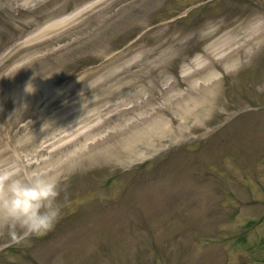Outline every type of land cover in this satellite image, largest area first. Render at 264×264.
<instances>
[{
  "label": "rangeland",
  "instance_id": "obj_1",
  "mask_svg": "<svg viewBox=\"0 0 264 264\" xmlns=\"http://www.w3.org/2000/svg\"><path fill=\"white\" fill-rule=\"evenodd\" d=\"M63 1H67L64 10L57 14L48 13L50 9ZM88 1L51 0L39 9L27 11L20 8V14L9 19V21L4 19L7 17L8 9L0 8V78H2L0 98L9 97L13 101L20 90L24 88L18 84L35 82V78L39 79L42 75L49 74L50 69L55 70L54 64L58 61L63 64L68 63L63 71L65 72L63 81L66 78L69 80L71 77L77 76L79 73L77 67L80 65L84 67L87 63L92 64V67L87 68L86 71L98 66L105 67V70L97 72V74H101L99 78L104 79V81L98 86L96 94L117 91L118 97L112 102L109 110L118 109V105H124L125 102L131 101L128 88H122V82L128 81L124 78H128L126 75L129 72L134 75H139L138 73L147 75L149 70L164 59L168 60L167 63H171L170 66L174 70L173 75H170L171 78L175 76L181 84L178 91H185L190 81H184L180 75L190 62L184 60L183 57L186 55H190L192 58L201 56L208 48L207 45L215 41L216 38L206 39L203 37V42L199 46L195 42L194 45L187 47L182 45L185 40L184 33H192L191 30L198 28L203 22L206 23L205 27L220 23L225 26V29H231L235 27V24H240L237 19L233 20L236 17L233 16L239 12L231 0H213L209 3L210 7L208 5H206L208 8L200 6L201 8L198 7V9L196 7L195 11L188 16L184 15V6L199 0H103L90 13L80 15L72 23L46 32L43 36L40 35L30 41H25L27 38L23 40L24 37L37 30L40 24H47ZM226 11L228 14L234 13L232 19L228 14L226 15ZM41 14L44 18L38 21L37 17ZM152 26H154L153 29L145 39H135L136 42L133 44H131L132 41L122 46L126 38H131L132 33L135 35V28L146 29ZM241 27H238L237 31ZM239 34L243 41L244 32L241 31ZM76 39L77 41L70 45L67 51L51 53ZM116 42L117 47L114 48L111 45L107 53L104 51L109 48V43ZM178 47L184 48L185 53L180 50L177 51ZM48 52H50L49 55H47ZM113 53H115L113 56L107 58ZM244 59H247L244 67L235 69L224 77V87L221 91L222 105H231L232 112L238 114L228 124L230 127L227 132L223 130L218 135V133H214L213 129L204 134L205 128L194 129L196 137L188 134L189 138L180 140L182 142L172 143L173 148L170 152L162 151L161 156H156L161 161L169 157L181 156L185 159V163H191L195 167L194 164L202 161L199 157L210 155V146H213L212 153H215L216 157L212 158L213 155L208 157L207 162H202L204 166L202 168L208 169V165H210L216 176L212 170H209L210 173L207 170L208 178L216 180L218 183H214L213 188L206 185L200 189L192 188L191 186L199 184L195 182V173L191 174L193 170L191 168L187 171V180H183V185H180L182 179L178 176L162 174L164 182H168L166 184H153L152 186L156 188L155 192L161 195L163 202L161 210L168 208L165 196L186 195L187 203L184 201V206L193 202L197 197L208 198L204 206L206 223H209L214 217L215 213L212 207L217 204L215 199L220 198L223 207L221 206L222 213L219 215V222L213 221L206 231L198 224L196 225V232L201 234L200 239H204L206 235L216 237L212 239V248L217 251L218 258L220 254L223 255L224 261L228 258L227 261H223L225 264L227 262L229 264H264V132L256 128V125L259 124L262 131L264 130V50L260 51L256 60L249 61V57H244ZM94 63L98 64L95 66ZM68 73L69 76L66 77ZM203 75L204 72L201 76ZM132 78H134L132 80L134 84H137L139 78L136 76H132ZM75 79L69 81L68 84ZM145 82L147 86H142V82H139L138 87L142 86L143 90L148 87L149 91H155L157 100L163 98L160 95V88L162 89L161 85L164 82L161 84L159 71L152 73V76H145ZM15 86L17 87L15 88ZM32 91L38 92L40 89L35 90L33 88ZM38 98L39 95L33 100H38ZM12 106L13 103H10L9 107L12 108ZM3 107L5 105L1 103L0 99V109ZM63 108L64 106H54L53 112ZM107 110L108 108L102 106L100 111ZM85 112L90 113L92 111ZM232 116L234 115L226 114L223 118L227 120ZM29 120L26 118L24 121L21 118L20 120L11 119L8 121V128L5 130L8 138H3L6 144L3 146L0 144V171L39 169L46 172L51 167H56L45 161L53 146H50L48 151L39 150L50 137L49 133L59 132L58 129L60 128L63 132L69 129L64 130L62 127L65 126L61 124L49 132L39 135L38 133L46 124L41 123L40 125L39 123L33 127L23 126ZM91 123L83 121L80 125L75 126L79 129L71 128V133L54 145H66L69 142L68 151L59 154L61 160H65L67 154L73 152L82 143L85 144L86 140L90 141L88 137L79 138V132L84 126ZM190 124L192 127L199 126L194 120ZM250 124H255V126H249ZM107 128L109 127L104 129L107 130ZM211 140L213 141L211 142ZM237 141L243 144V148ZM204 142H207V145L200 152L201 147L199 145ZM219 142L222 143L220 150L214 149V146ZM189 145H192L193 149L198 147V151L185 149ZM6 147L8 150L12 148L11 151L17 150V154L21 156L24 165L15 158L10 159V152L7 154V158L4 151ZM251 148H253L252 151L249 150ZM56 158L57 155L54 160ZM27 160L35 163L33 168L29 166ZM42 160L44 163H41ZM158 162L160 163V161ZM37 163L38 167L35 168ZM98 164L81 168L77 162L68 161L69 170L61 176L59 185L60 215L55 226L40 236L32 235L18 241L14 248L9 247L8 250H3V254L0 255V264H77L78 256L83 264H137L141 261H144L145 264H151L153 249L160 252V256L157 255L160 258L159 264H166L164 259L167 258L172 264L171 241H173L174 236L172 233L176 234L179 231L177 228L173 231L167 230L168 227H171V224H168L169 221L159 219L168 216L167 213H163L164 211L157 213L159 218H153L151 213L145 211L154 206L153 201L149 198L155 192L137 191L131 187L126 190L129 182L124 181L120 183L114 181L116 183H111L112 186L108 189L103 188L102 183L105 179L112 175H118L120 171L129 166L114 165L112 161L111 163L105 161ZM217 165L224 166L223 172ZM151 166L152 164L148 165V167ZM174 168L175 165L172 166L171 164L170 169ZM82 174L84 176L90 174V178L79 181L76 179L75 181L76 177L74 178V176ZM253 178H256V181ZM123 184L126 185L123 186ZM72 187L77 189L74 193L70 190ZM77 191L80 192L78 197ZM194 193L195 195H193ZM210 193L215 199L211 198ZM131 196L134 197L135 201L138 200L139 196L146 199L147 202L143 206L145 210L141 206L138 207V210L142 211L141 217L147 219L149 223L142 225L136 219L137 225L125 224L127 218L125 209L130 207ZM98 200L110 203H106V207L104 203H100ZM201 202L203 203V201ZM94 203H98L100 206L98 213L91 210L95 206ZM177 203L174 202L170 208L175 207ZM102 209L104 211H101ZM259 218H261L260 222L249 223L251 220ZM186 226L188 225L186 224ZM146 228L150 237L147 236L148 233L145 234ZM20 230L21 228L18 226L0 222V238H2L0 248L17 241ZM151 232L156 233V237L153 239ZM241 236L246 237V241ZM184 249L185 252L189 249L192 250L193 241L189 247ZM141 253H143L142 257ZM174 254L176 262L178 255L177 252ZM217 257H212L214 263L218 261Z\"/></svg>",
  "mask_w": 264,
  "mask_h": 264
},
{
  "label": "bare ground",
  "instance_id": "obj_2",
  "mask_svg": "<svg viewBox=\"0 0 264 264\" xmlns=\"http://www.w3.org/2000/svg\"><path fill=\"white\" fill-rule=\"evenodd\" d=\"M3 1L8 2V3H15L18 0H3ZM31 1L32 0H22L23 4H28ZM89 7L90 6H84L80 10L73 12V13H70L67 16H64V17L56 20L53 24L45 27L43 29V31H47L49 28H54L56 26H59L61 24H64V23H67V22L73 20L76 16L83 13ZM53 12H54V10H53ZM261 23L264 25L263 22L256 21V22H251L250 26L253 27L254 30L258 29V31L261 34L262 27H263V25ZM232 33L234 34L235 31H232ZM236 35H239V33ZM230 41L231 40H228V37L224 36L223 39L219 40L218 42L217 41L212 42L209 45L208 55L211 56V58H213L215 61H214L213 65L211 63H207L204 66L207 67V68H205V77H207V79L210 83H213L212 88H211V86L208 85L207 88L204 89V91H202V93H200V86H197L193 83L190 87L189 92L184 93V94L178 93L176 95V97L174 99H172V101H171V99H168L166 108L171 107L172 102H177L178 105L175 108V113L186 121L191 117H194L197 120H202V119H204L202 117L203 111H206L207 114L210 111H212L214 103L217 100L216 95L218 93L219 87L221 88L220 78L218 75L219 70L216 69L214 65L220 61L226 63L225 66H228V67L230 65H234L237 63V55L241 52L242 47H240L238 49H234V50H229V49H231V48H228V44L230 43ZM216 60L218 62H216ZM196 61H197L196 62L197 65H201L203 63V61H198V60H196ZM190 69L191 68L188 69V72H187L188 74L192 72V70H190ZM190 76H192V73L190 74ZM190 79L195 80L193 77ZM44 83H45V81L42 80V81L38 82L36 84V86L40 87ZM172 86H173V82L169 83L166 86L165 91L168 92ZM74 89H79V90L76 92V96H74L72 98V100L76 99L75 103L73 105L67 107L69 109L73 108V107H77L78 109H82V110L92 108L93 112H98L97 108L95 107L97 105V103H99L101 100H102V102H105L106 99L109 98L108 96H100L99 99H98V97L87 98L86 95L88 94V90L84 86L72 87L69 90L65 91L63 93V95H67V94L73 92ZM203 92H205L206 94H203ZM33 93L34 92H30V91L26 90V91L21 93L22 96L20 97V99L25 100V101L28 100L27 103H30L32 106L37 107L39 109L38 110L39 114L37 115V118L31 119L29 122L25 123V125H23V126H32V125L42 123L46 119V117L45 116L42 117V115H45L47 112L49 113L51 110V105H52L51 103L33 101L34 97L36 96ZM148 101H149V98L147 99V102ZM17 103H20V101L18 100ZM67 108H64V109H67ZM69 109L65 110V111L62 110V114H63V112H66V113H64V114H67L66 116L62 115L59 119L57 118V119L51 120L48 125L50 127H52L56 123H59L60 121L69 120L71 118V115H69V112H70ZM148 117L150 118L151 116H148ZM20 118L21 117L16 116L15 119L19 120ZM83 118L91 120V121L94 120V117H92L90 114H86ZM113 118H114V116L112 114L110 117H108L105 120V122L112 123L114 120ZM84 119H81V118L73 119L71 121V123L75 126L79 122L84 121ZM140 124H141V120L139 119L136 122L130 121L127 124H123L121 127H118V128L113 127V129H111L109 132L101 134L97 138H95L96 137L95 136L94 137L95 142H93V144L90 145V147L81 148V149H84L86 151L87 150L91 151V150H94L95 147H97L100 144H103L107 141L112 143V142H114V140H111V139H114V137L116 138L119 133H122L124 135L117 140L118 144L116 146H114L113 148L109 149V147L107 145L109 142L106 143L105 145H107V146L104 147V150L102 153L106 154L109 152L114 158H117V159H121L120 155H123L124 158L121 159L122 161H120V162L125 163V162H130L133 159L135 160V159L142 158L144 153L140 151L141 148H144V147L151 148L152 146L155 145L156 141L159 139L169 141L170 136H172L173 133L175 132V131H173L172 125H162L161 121L158 118L153 119V125H151L150 127H147L146 125H142V124L140 125ZM104 125L94 123L84 131L83 135L84 136L92 135L95 131H97L98 129H100ZM122 131H124V132H122ZM69 134H70V132L52 133L51 136L46 141V143L40 148L39 151H41V150L46 151L48 149V147L55 145L59 139H63L66 136H68ZM78 153L81 154L80 152H78ZM78 153H77V155H79ZM100 156H101L100 154L97 155V157H100ZM50 160H52V159L49 158L45 161H50ZM41 163H44V161L42 160ZM28 164L31 168H33L32 166L35 165L34 162H29V161H28ZM36 167H38V163L36 164L35 168ZM60 167L61 166L54 168V169L52 168L51 170H48L47 172L54 175L60 169Z\"/></svg>",
  "mask_w": 264,
  "mask_h": 264
},
{
  "label": "clouds",
  "instance_id": "obj_3",
  "mask_svg": "<svg viewBox=\"0 0 264 264\" xmlns=\"http://www.w3.org/2000/svg\"><path fill=\"white\" fill-rule=\"evenodd\" d=\"M60 182L39 169L0 171V222L18 226L25 236L50 231L60 215Z\"/></svg>",
  "mask_w": 264,
  "mask_h": 264
}]
</instances>
